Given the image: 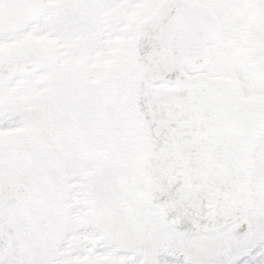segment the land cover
<instances>
[{
  "label": "snow or ice",
  "instance_id": "6c2138e0",
  "mask_svg": "<svg viewBox=\"0 0 264 264\" xmlns=\"http://www.w3.org/2000/svg\"><path fill=\"white\" fill-rule=\"evenodd\" d=\"M0 264H264V0H0Z\"/></svg>",
  "mask_w": 264,
  "mask_h": 264
}]
</instances>
